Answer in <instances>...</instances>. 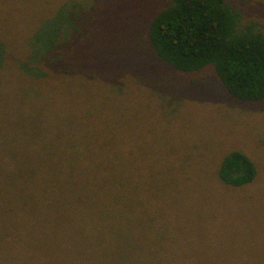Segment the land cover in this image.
I'll return each mask as SVG.
<instances>
[{"label":"rangeland","instance_id":"374dc122","mask_svg":"<svg viewBox=\"0 0 264 264\" xmlns=\"http://www.w3.org/2000/svg\"><path fill=\"white\" fill-rule=\"evenodd\" d=\"M228 1L246 21L264 26V0ZM166 4L0 0V38L8 43L30 40L54 26L66 30L58 34L61 41L91 43L78 60L73 56L75 72L64 73L60 63L45 71L55 78L53 85L61 79L74 88L100 82L115 103L100 134L129 136L135 153L132 183H149L143 172L154 167L161 193L155 215L136 211L153 232L130 229V224L107 232L99 228L97 201L63 191L74 190L72 184L25 181L27 174L0 179V264H264V98L233 96L213 66L182 71L161 59L149 25ZM24 64L30 68L37 62L30 58ZM82 97L71 99L74 107ZM4 115L0 108V173L17 175L23 147L38 148L55 135L48 126L38 144H31L9 131L12 123ZM71 129L64 123L59 134ZM113 150L101 152L111 161L120 151L117 144ZM232 150H242L256 163L253 182L232 186L219 178L222 158ZM97 154L86 152L95 167L88 178L106 180L108 161L96 162Z\"/></svg>","mask_w":264,"mask_h":264},{"label":"trees","instance_id":"16d2710c","mask_svg":"<svg viewBox=\"0 0 264 264\" xmlns=\"http://www.w3.org/2000/svg\"><path fill=\"white\" fill-rule=\"evenodd\" d=\"M53 28L50 32L41 29L26 41L8 43L0 38V108L12 123L9 131L31 144H38L48 126L55 135L38 148L23 147L20 173H0V179L19 180L27 174L25 181L72 184L74 190L65 187L63 191L74 194L76 190L75 196L97 201L102 231L113 232L130 224V229L153 232L152 226L137 218L136 211L141 208L149 215L158 211L154 203L161 195L156 177L160 172L151 167V172H143L149 183H132L135 153L129 149V136L100 134L115 106L100 82L79 83L74 88L61 79L53 85L55 78L45 70L62 64L64 73L69 69L75 72L73 56L78 60V54L91 44L82 39L61 41L58 34L64 29ZM149 37L157 55L177 69L198 71L213 66L233 96L245 101L264 98V26L246 21L228 0H167L150 22ZM30 58L37 62L36 67L24 64ZM79 95L83 97L74 107L71 99ZM113 96L119 101L115 91ZM8 98L11 102H5ZM107 99L109 103L104 104ZM16 105L20 106L14 108ZM64 123L72 129L59 134ZM114 144L120 151H115L110 161L101 151H114ZM87 151L98 153L96 162L100 158L108 161L104 172L109 178H88L95 167L87 160ZM217 174L228 185L242 186L256 179L258 168L245 152L232 150L222 158ZM139 178H144L141 173Z\"/></svg>","mask_w":264,"mask_h":264}]
</instances>
